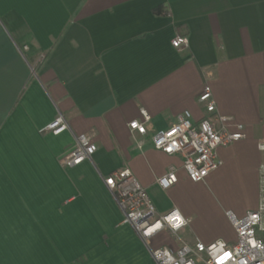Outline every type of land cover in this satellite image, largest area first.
I'll return each mask as SVG.
<instances>
[{
	"label": "crops",
	"instance_id": "1",
	"mask_svg": "<svg viewBox=\"0 0 264 264\" xmlns=\"http://www.w3.org/2000/svg\"><path fill=\"white\" fill-rule=\"evenodd\" d=\"M176 35L188 40L180 52ZM205 85L245 137L194 183L152 136L185 110L200 121ZM142 109L145 135L128 127ZM58 113L71 131L41 132ZM73 133L96 151L65 167ZM263 142L264 0H0V264H153L102 180L122 168L158 214L188 220L182 241L234 243L226 212L256 207ZM171 168L177 183L162 189ZM178 245L167 230L153 241Z\"/></svg>",
	"mask_w": 264,
	"mask_h": 264
},
{
	"label": "built area",
	"instance_id": "2",
	"mask_svg": "<svg viewBox=\"0 0 264 264\" xmlns=\"http://www.w3.org/2000/svg\"><path fill=\"white\" fill-rule=\"evenodd\" d=\"M171 46L180 52L188 47V40L185 36L176 35L171 40ZM198 102L204 106L206 113L200 121L193 122L191 112L185 110L172 125L157 130L152 136L156 150L182 158L183 170L188 180L194 183L203 182L210 172L221 166L222 162L217 156L219 147L245 137L242 124L215 113V101L209 85L203 87ZM140 113L142 119L132 120L128 127L132 132L145 135L150 116L143 109ZM64 131L71 129L61 113L41 129V132L53 135ZM73 140L71 148L60 158V163L65 167L78 166L91 160L96 151V145L86 134L73 133ZM260 147L264 149V142ZM102 180L122 212V223L130 226L140 238L153 264H264V162L259 170L256 207L241 217L231 211L226 212L236 234V240L231 244L222 239L208 244L198 238L192 243L182 241L179 232L187 226L188 220L175 207L165 214H158L149 194L127 168L102 176ZM176 183L177 176L172 168L157 179L162 189ZM163 230L179 240L177 247L153 246V241Z\"/></svg>",
	"mask_w": 264,
	"mask_h": 264
},
{
	"label": "trees",
	"instance_id": "3",
	"mask_svg": "<svg viewBox=\"0 0 264 264\" xmlns=\"http://www.w3.org/2000/svg\"><path fill=\"white\" fill-rule=\"evenodd\" d=\"M155 12H156V13H160V12H159V9H156Z\"/></svg>",
	"mask_w": 264,
	"mask_h": 264
},
{
	"label": "snow or ice",
	"instance_id": "4",
	"mask_svg": "<svg viewBox=\"0 0 264 264\" xmlns=\"http://www.w3.org/2000/svg\"><path fill=\"white\" fill-rule=\"evenodd\" d=\"M109 183H111V181H109ZM177 219H179V217H177ZM225 255H228V254H225Z\"/></svg>",
	"mask_w": 264,
	"mask_h": 264
}]
</instances>
